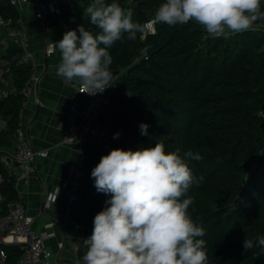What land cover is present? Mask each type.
<instances>
[{
    "label": "trees",
    "instance_id": "trees-1",
    "mask_svg": "<svg viewBox=\"0 0 264 264\" xmlns=\"http://www.w3.org/2000/svg\"><path fill=\"white\" fill-rule=\"evenodd\" d=\"M90 2L72 0L61 5L62 21L70 30L83 24L94 35L100 32L83 16ZM115 2L132 10L133 21L144 23L154 18L165 0ZM0 17L19 27V12L6 1L0 2ZM143 48L148 49L146 54ZM108 51L114 79L98 121L112 133H120L113 140L114 148L136 151L161 142L166 153L177 149L182 157L188 150L199 153L201 160L186 163L194 176L204 179L186 195L194 197L188 209L191 218L205 230L201 239L207 242V264H264V255L257 258L258 247L243 250L246 237L264 236V28L216 38L195 21L172 27L157 24L155 35L122 39ZM0 58L7 69L2 80L12 86L6 96H0L5 124L0 147L8 148L20 123L32 66L22 61L21 48L4 28H0ZM2 85L0 80V89ZM141 123L149 125L147 136L141 135ZM85 153L81 194L69 209L78 225L68 224L75 242L91 236L94 216L110 198L97 192L91 177L92 169L108 153L88 144ZM0 172L5 177L0 185L4 213L6 203L16 201L18 195L13 174L1 163ZM2 249V264H19L20 245L3 244Z\"/></svg>",
    "mask_w": 264,
    "mask_h": 264
},
{
    "label": "clouds",
    "instance_id": "clouds-1",
    "mask_svg": "<svg viewBox=\"0 0 264 264\" xmlns=\"http://www.w3.org/2000/svg\"><path fill=\"white\" fill-rule=\"evenodd\" d=\"M83 16L100 32L94 35L83 24L66 31L55 45L61 53L56 75L66 84L78 83L79 92L89 95L111 87L108 49L125 38L135 41L138 34L141 40L155 35L157 24L195 21L220 37L226 28L240 33L264 21L261 0H165L144 23L133 21L132 10L115 0H91ZM141 51L146 54L148 49ZM139 128L141 135L149 134L148 124ZM179 152L166 153L163 143L156 142L136 151L114 148L101 157L91 177L97 192L110 198L94 216L84 264H207V242L201 239L205 230L191 218L188 209L194 197L186 195L204 179L194 176L186 161L202 156L188 150L182 157ZM58 192L49 194V200L55 202ZM257 247L258 258L264 255V236L244 239V252Z\"/></svg>",
    "mask_w": 264,
    "mask_h": 264
},
{
    "label": "crops",
    "instance_id": "crops-1",
    "mask_svg": "<svg viewBox=\"0 0 264 264\" xmlns=\"http://www.w3.org/2000/svg\"><path fill=\"white\" fill-rule=\"evenodd\" d=\"M48 1L29 0L17 9L19 25L27 35V49L33 57L34 71L39 77L36 87L25 93L19 124L30 145L34 149L45 150L47 155L35 159V172L28 179L15 182V171L9 174L14 176L18 198L33 218L32 228L46 233L45 245L51 252L52 259L57 264H71L76 253L68 239L69 210L62 185L68 177L70 167L76 161L77 148L76 145L65 143L64 138L70 122V106L76 104L81 110L85 107V99L76 92L78 83L66 84L56 75L61 53L55 45L63 38L62 18L54 13H45L41 18L35 15L38 5ZM1 42L5 44L6 38ZM48 45L53 46V51L46 54ZM4 74L3 61L0 58V80L3 82L1 97L12 90L10 81L2 80ZM4 126L0 117V131ZM14 143L15 138L12 146L0 147V163L6 153L12 150ZM57 191L56 201L49 200V194ZM2 262L0 260V264Z\"/></svg>",
    "mask_w": 264,
    "mask_h": 264
},
{
    "label": "built area",
    "instance_id": "built-area-1",
    "mask_svg": "<svg viewBox=\"0 0 264 264\" xmlns=\"http://www.w3.org/2000/svg\"><path fill=\"white\" fill-rule=\"evenodd\" d=\"M8 2L15 9L27 4L29 0H0ZM72 0H49L46 3L38 5L36 17L41 18L45 13H54L61 16V5L70 4ZM63 34L70 30L63 22ZM0 28L7 31L9 38L14 40L22 50V61L29 63L32 66L29 78L25 84L24 93L29 92L36 87L39 77L34 71V61L29 53L28 39L25 31L20 27H11L10 20H4L0 17ZM264 28V21L253 22L250 29ZM204 29V28H203ZM208 36L216 37L209 34L204 29ZM236 33L230 29H225V34L216 38H227ZM53 51V46L48 45L45 49L46 54ZM5 72L7 69L4 70ZM80 85L76 87L78 95L85 99V107L78 109L76 104H72L69 108L70 122L68 124L64 142L67 144L76 145L77 157L75 163L70 167L68 177L64 181L62 188L66 199L68 210L80 196V187L84 171L80 168L82 162L86 159L85 147L88 143L100 148L106 153H109L114 148V133L107 127L101 125L98 121L100 113L104 112L105 106L108 103L106 96L107 88L103 92H98L95 95L81 93ZM262 113H264L262 111ZM15 143L11 151H8L1 161V165L8 173L15 171L16 181L28 179L34 170V161L37 157H46L45 150L34 149L19 124L15 131ZM119 138V137H118ZM116 138V139H118ZM4 175L0 172V185L4 182ZM3 197L0 193V260L3 261L5 255L2 249L3 244H17L23 249V254L19 260V264H57L52 259V254L45 245L47 235L45 232H38L32 228L33 218L28 213L23 202L18 198L16 201H9L5 205V212L2 213ZM67 223L78 225L71 219L68 214ZM89 237V236H88ZM80 239V242H75L73 236L69 234L68 239L72 243V249L76 256L71 264H84L83 256L85 255L88 245L85 243L86 238Z\"/></svg>",
    "mask_w": 264,
    "mask_h": 264
},
{
    "label": "water",
    "instance_id": "water-1",
    "mask_svg": "<svg viewBox=\"0 0 264 264\" xmlns=\"http://www.w3.org/2000/svg\"><path fill=\"white\" fill-rule=\"evenodd\" d=\"M103 126H104V127H107V124H106V123H104V124H103Z\"/></svg>",
    "mask_w": 264,
    "mask_h": 264
}]
</instances>
